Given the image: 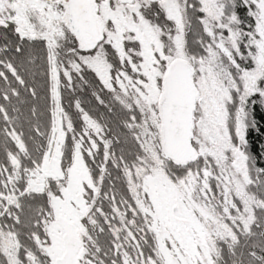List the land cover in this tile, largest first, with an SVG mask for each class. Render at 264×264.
I'll list each match as a JSON object with an SVG mask.
<instances>
[{
	"label": "snow or ice",
	"instance_id": "6c2138e0",
	"mask_svg": "<svg viewBox=\"0 0 264 264\" xmlns=\"http://www.w3.org/2000/svg\"><path fill=\"white\" fill-rule=\"evenodd\" d=\"M0 264H264V0H0Z\"/></svg>",
	"mask_w": 264,
	"mask_h": 264
},
{
	"label": "trees",
	"instance_id": "16d2710c",
	"mask_svg": "<svg viewBox=\"0 0 264 264\" xmlns=\"http://www.w3.org/2000/svg\"><path fill=\"white\" fill-rule=\"evenodd\" d=\"M98 90V89H97ZM76 96L80 97L83 101V106L85 107L86 110L90 111V113L93 116H97L101 113L104 112V109L102 106L98 105L95 99L91 96V89H86L84 92H77L75 94ZM105 95V98H107V95ZM72 99L66 92L64 94V106L66 109H68L74 117V120L76 119V114L74 109L69 108V100ZM77 126L79 125V121L77 120ZM27 131V130H26Z\"/></svg>",
	"mask_w": 264,
	"mask_h": 264
},
{
	"label": "rangeland",
	"instance_id": "374dc122",
	"mask_svg": "<svg viewBox=\"0 0 264 264\" xmlns=\"http://www.w3.org/2000/svg\"><path fill=\"white\" fill-rule=\"evenodd\" d=\"M79 126V125H78Z\"/></svg>",
	"mask_w": 264,
	"mask_h": 264
}]
</instances>
